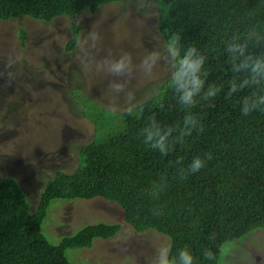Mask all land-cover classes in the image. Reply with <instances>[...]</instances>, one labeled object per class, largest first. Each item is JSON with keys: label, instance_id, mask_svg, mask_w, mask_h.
<instances>
[{"label": "trees", "instance_id": "1", "mask_svg": "<svg viewBox=\"0 0 264 264\" xmlns=\"http://www.w3.org/2000/svg\"><path fill=\"white\" fill-rule=\"evenodd\" d=\"M117 1L0 0V22L22 16L48 23L58 16L93 13ZM155 1L157 30L164 40L179 33L185 47L194 45L208 57V83L223 86L212 101L193 109L201 117L203 132H193L183 147L177 146L168 156L149 149L139 137V129L152 116L166 126L182 121L185 112L169 80L142 102V119L125 111L112 116L92 101L81 104L93 126V138L81 146L79 164L72 173L57 170L46 181L34 212L18 181L0 173V264H70L67 249L91 247L95 238L109 239L120 229L116 222L99 221L51 243L41 224L54 199L100 197L116 202L124 221L137 231L154 229L167 235L173 255L188 245L194 264H211L203 257L205 248L216 251L248 232L264 229V112L241 114L238 100L248 89L226 98L234 74L224 51V42L245 23L264 24V0ZM79 33L80 27L72 23L66 51L75 47ZM19 37L23 46V30ZM206 153L213 157L206 167L187 179L178 177V157L186 166ZM162 176L166 186L153 198V184L160 183ZM161 207L162 214L153 215Z\"/></svg>", "mask_w": 264, "mask_h": 264}, {"label": "rangeland", "instance_id": "2", "mask_svg": "<svg viewBox=\"0 0 264 264\" xmlns=\"http://www.w3.org/2000/svg\"><path fill=\"white\" fill-rule=\"evenodd\" d=\"M157 16L155 0H119L93 13L58 16L48 23L22 16L0 22V61L18 57L13 87L0 90V173L18 181L32 212L46 181L57 170L72 173L78 167L81 146L93 138V126L81 104L92 101L108 108L115 101L119 112L128 103L123 94L111 91L116 77L87 70L78 42L66 51L72 23L80 27L81 42L89 32L99 34L97 59L126 51L138 64L149 52L163 50ZM20 30L25 33L23 46ZM168 80L162 64L152 76L136 73L129 84L132 102L150 99ZM99 221L117 222L121 230L109 239L95 238L91 247L67 249L70 264H149L157 248L170 245L167 235L154 229L135 231L116 202L100 197L52 200L41 230L57 244L64 235ZM225 244L229 254L219 258V264H264L263 228Z\"/></svg>", "mask_w": 264, "mask_h": 264}, {"label": "clouds", "instance_id": "3", "mask_svg": "<svg viewBox=\"0 0 264 264\" xmlns=\"http://www.w3.org/2000/svg\"><path fill=\"white\" fill-rule=\"evenodd\" d=\"M100 40L101 37L96 32H89L82 42L77 38L81 50V62L89 72L116 77L110 83V88L117 96L123 94L128 101L125 107L128 116L142 119L145 110L143 103L132 102L134 94L129 90V84L135 74L152 76L158 64L164 65L168 70L169 87L175 93L185 115L181 122L167 126L155 116L148 118L139 129L138 135L149 149L158 152L161 156H168L176 151L177 146L183 147L186 139L193 132H203L201 117L193 109L201 102L212 101L223 91L222 85L208 83L209 73L205 69L208 57L204 53L194 45L185 47L181 35L174 33L164 42L162 51H151L136 64L132 54L126 51L118 56H113L109 52L103 58L97 59ZM224 51L234 74L229 81L226 98L248 89V94L238 100L241 114L248 116L256 111L264 112V24L254 20L245 23L224 42ZM17 64L18 57L9 56L0 61V90L13 87L17 78ZM107 112L112 116L117 115L118 105L115 101L109 104ZM118 123L120 127L124 126L122 122L118 121ZM212 158V153L195 156L185 166L183 157H178L175 161L178 177L181 180L187 179L189 175L206 167L207 161ZM165 186L166 180L162 176L160 183L153 184L151 192L153 198H158V194ZM162 212V207L158 210L154 209L153 215L159 216ZM228 254L229 248L224 245H220L216 251L211 247L203 250L204 259L211 264H218V259ZM194 260V254L188 245L180 248L175 255L172 254L170 246L161 245L155 250L149 264H194Z\"/></svg>", "mask_w": 264, "mask_h": 264}]
</instances>
